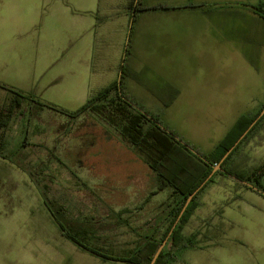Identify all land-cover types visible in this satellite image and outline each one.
Masks as SVG:
<instances>
[{"label": "rangeland", "instance_id": "obj_1", "mask_svg": "<svg viewBox=\"0 0 264 264\" xmlns=\"http://www.w3.org/2000/svg\"><path fill=\"white\" fill-rule=\"evenodd\" d=\"M256 67L223 64L211 72L215 77L208 86L204 71L178 70L188 83L200 77L189 85L193 93L155 94L138 87L128 95L183 141L216 157L236 119L255 113L264 101V55L258 63L263 74ZM14 97L0 88V117ZM36 108L26 100L0 127L5 154L0 155V264H124L103 261L64 237L47 201L62 204L69 219L112 225L97 230L92 243L124 254L138 242L140 228L156 222L162 205L154 210L152 204L162 203L171 189L156 192V175L118 130L93 113L72 119ZM248 138L253 147L238 154L235 164L228 163L239 174L264 163V122ZM221 175L203 186L199 206L183 230L185 236L199 234V247L179 251L168 264H264V175L250 184L263 194ZM215 180L220 184L211 193ZM125 208L132 212L120 215Z\"/></svg>", "mask_w": 264, "mask_h": 264}, {"label": "crops", "instance_id": "obj_2", "mask_svg": "<svg viewBox=\"0 0 264 264\" xmlns=\"http://www.w3.org/2000/svg\"><path fill=\"white\" fill-rule=\"evenodd\" d=\"M259 3L264 0H0V82L76 111L121 78L127 94L140 87L177 96L193 93L189 85L200 78L188 83L178 70L204 71L207 86L223 64L257 65L263 74L264 18L250 6ZM166 200L153 203L154 210Z\"/></svg>", "mask_w": 264, "mask_h": 264}, {"label": "trees", "instance_id": "obj_3", "mask_svg": "<svg viewBox=\"0 0 264 264\" xmlns=\"http://www.w3.org/2000/svg\"><path fill=\"white\" fill-rule=\"evenodd\" d=\"M253 9L264 18V3L252 6ZM0 88L15 95L10 101L7 114L0 117V127H6L12 117L15 108L29 100L36 104L35 112L42 108L53 109L69 117L77 118L85 113H93L102 121L118 130L121 137L132 146L136 154L156 175L158 189L156 192L170 188V196L163 203L160 216L156 222L148 223L149 228H140L143 231L136 233L138 242L124 254L115 253L104 247H98L92 243L96 237V231L107 229L104 223H96L89 220H72L67 217V209L60 203L49 200L48 206L53 214L55 222L64 237L72 241L79 248L99 257L103 261H116L124 264H151V261L168 237L188 197L208 178L214 166L218 164L226 152L236 143L240 136L248 129L250 124L258 117L262 107L253 114L242 115L225 139L219 143V155L210 157L201 153L188 142L183 141L179 135L162 124L157 115H152L140 109L129 97L122 87V78L111 85L103 88L91 97L80 109L68 112L54 104L43 102L33 96L24 94L14 87L0 83ZM264 122V115L249 130L247 135L239 142L230 155L222 163L223 170H219L207 181L211 183L217 174L230 176L263 194L252 182L259 183L264 175V163L249 173L239 174L228 166L232 156L250 135ZM0 155L4 154V141L0 140ZM203 188V187H202ZM194 196L184 213L180 217L168 243L161 251L155 264H168L178 259L179 251L186 248L199 247L197 233L185 236L183 230L196 208L199 206L198 195ZM142 210V207H139ZM132 210L125 208L120 211L131 213ZM154 219V217H153ZM129 226V224H126ZM135 228L133 227L132 230ZM144 233V234H143Z\"/></svg>", "mask_w": 264, "mask_h": 264}, {"label": "water", "instance_id": "obj_4", "mask_svg": "<svg viewBox=\"0 0 264 264\" xmlns=\"http://www.w3.org/2000/svg\"><path fill=\"white\" fill-rule=\"evenodd\" d=\"M264 115V108L262 109V111L260 112V114L258 115V117L250 124V126L248 127V129L240 136V138L236 141V143L226 152V154L223 156V158L221 159V161L219 162V164H217L212 172L210 173V175L208 176V178L188 197L180 215L179 218L177 220V222L179 221L180 217L182 216V214L184 213L185 209L187 208V206L189 205V203L192 201V199L194 198V196L200 191V189L207 183V181L214 175V173L217 170H223L222 168V163L225 161V159L230 155V153L234 150V148L239 144V142L247 135V133L249 132V130L258 122V120ZM177 222L175 223L174 227L176 226ZM172 228L171 232L169 233L168 237L162 242L161 246L158 248L157 252L155 253L151 264H155L158 256L160 255L161 251L163 250L164 246L166 245L170 235L173 232Z\"/></svg>", "mask_w": 264, "mask_h": 264}]
</instances>
